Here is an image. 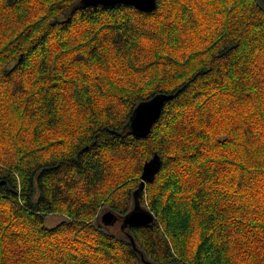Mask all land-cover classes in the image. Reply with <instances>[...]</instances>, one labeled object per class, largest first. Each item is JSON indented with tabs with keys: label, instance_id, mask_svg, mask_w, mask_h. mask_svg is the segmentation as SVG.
I'll list each match as a JSON object with an SVG mask.
<instances>
[{
	"label": "trees",
	"instance_id": "16d2710c",
	"mask_svg": "<svg viewBox=\"0 0 264 264\" xmlns=\"http://www.w3.org/2000/svg\"><path fill=\"white\" fill-rule=\"evenodd\" d=\"M80 2L0 0V264H264V11Z\"/></svg>",
	"mask_w": 264,
	"mask_h": 264
},
{
	"label": "water",
	"instance_id": "95a60500",
	"mask_svg": "<svg viewBox=\"0 0 264 264\" xmlns=\"http://www.w3.org/2000/svg\"><path fill=\"white\" fill-rule=\"evenodd\" d=\"M256 3L262 10L257 0ZM115 4H124L132 6L137 10L145 13H151L157 9V0H149V3L147 5H142L140 7L134 6L132 0H81L80 2V5L83 8L97 7L100 5L109 6ZM173 99V95L157 96L151 101L140 105L131 119L132 131L140 137H148L152 131L153 126L161 118L166 103L172 101ZM137 114L139 115L137 116ZM159 169V158L155 157L144 167V181H153ZM118 220V216L112 212H107L102 216V222L106 226L114 225L117 223ZM154 220L155 218L151 212L142 209L139 219L130 221L128 219V216H125V218L123 219V224L129 226L130 228L145 227L152 224Z\"/></svg>",
	"mask_w": 264,
	"mask_h": 264
},
{
	"label": "snow or ice",
	"instance_id": "6c2138e0",
	"mask_svg": "<svg viewBox=\"0 0 264 264\" xmlns=\"http://www.w3.org/2000/svg\"><path fill=\"white\" fill-rule=\"evenodd\" d=\"M257 2L260 4L262 10H264V0H257ZM132 3L134 6L140 7L142 5H147L149 3V0H132ZM138 115L139 114H137V116ZM123 211L127 214L130 221H134L139 219L142 209L138 201H132L125 206Z\"/></svg>",
	"mask_w": 264,
	"mask_h": 264
},
{
	"label": "rangeland",
	"instance_id": "374dc122",
	"mask_svg": "<svg viewBox=\"0 0 264 264\" xmlns=\"http://www.w3.org/2000/svg\"><path fill=\"white\" fill-rule=\"evenodd\" d=\"M105 214V212H104ZM102 214V216L104 215ZM63 220V217L62 216H59V215H53V216H50L47 218V221H46V225L48 227H54L56 224H58L59 222H61ZM117 224V225H116ZM114 224V225H111V226H107L109 227L111 230H114V229H120V225H122L121 221H117V223ZM116 225V226H115ZM114 226V227H113ZM126 228V227H124Z\"/></svg>",
	"mask_w": 264,
	"mask_h": 264
}]
</instances>
